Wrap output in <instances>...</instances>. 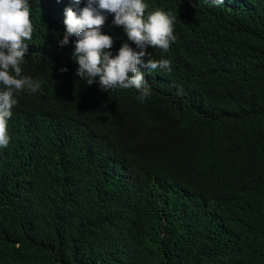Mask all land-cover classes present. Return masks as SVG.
<instances>
[{"label": "trees", "instance_id": "obj_1", "mask_svg": "<svg viewBox=\"0 0 264 264\" xmlns=\"http://www.w3.org/2000/svg\"><path fill=\"white\" fill-rule=\"evenodd\" d=\"M49 1L0 147V264H264V0H163L176 40L147 52L172 70L141 68L143 102L76 75Z\"/></svg>", "mask_w": 264, "mask_h": 264}, {"label": "clouds", "instance_id": "obj_2", "mask_svg": "<svg viewBox=\"0 0 264 264\" xmlns=\"http://www.w3.org/2000/svg\"><path fill=\"white\" fill-rule=\"evenodd\" d=\"M198 1L217 9L206 0ZM46 4L59 7V15L65 11L66 32L59 44L66 46L69 37L76 36L72 53L78 64L76 75L87 85L97 82L105 93L134 88L143 102L151 89L141 68L149 73L171 72L170 60L154 59L147 52L149 46L157 52L167 51L176 40L175 16L167 9L168 2L164 8L163 0H50ZM105 27L111 36L103 33ZM113 30L118 31L117 36ZM33 31L28 0H0V147L9 143L8 120L17 103L15 94L25 90L34 94L41 88L40 81L23 75L21 67ZM115 44L122 46L113 56L109 49ZM129 44H135L136 49Z\"/></svg>", "mask_w": 264, "mask_h": 264}]
</instances>
